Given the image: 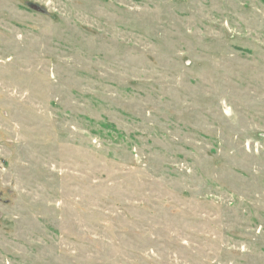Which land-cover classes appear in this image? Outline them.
Returning <instances> with one entry per match:
<instances>
[{"label": "rangeland", "instance_id": "1", "mask_svg": "<svg viewBox=\"0 0 264 264\" xmlns=\"http://www.w3.org/2000/svg\"><path fill=\"white\" fill-rule=\"evenodd\" d=\"M0 264H264V0H0Z\"/></svg>", "mask_w": 264, "mask_h": 264}]
</instances>
